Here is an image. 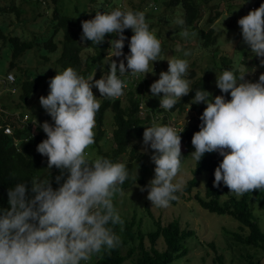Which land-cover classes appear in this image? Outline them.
Masks as SVG:
<instances>
[{"label": "clouds", "instance_id": "clouds-1", "mask_svg": "<svg viewBox=\"0 0 264 264\" xmlns=\"http://www.w3.org/2000/svg\"><path fill=\"white\" fill-rule=\"evenodd\" d=\"M175 23L183 27L185 20L178 17ZM81 25V40L96 46L108 34L118 37L109 41L108 74L100 79H94V75L85 79L68 67L50 79L49 94L39 98L54 122H33L47 136L37 145V152L47 157L49 176L33 177L30 189L28 182H18L8 189L10 207L0 209V264H81L121 244L114 226H122L124 221L113 198L117 193L124 194L121 186L125 181L136 184L138 169L130 173L123 162L88 154L96 142L95 117L101 108L92 89L97 88L100 97H121L127 87L121 77L126 73L132 77L143 74L144 78L155 74L153 62L164 60L162 45L150 31L143 11L119 7L110 12L97 11L93 19ZM238 25L243 43L264 67V3L240 18ZM126 29L133 32L128 45L130 54L125 57L127 65L124 60L118 64L112 59L124 56ZM180 34L188 37L189 31L184 29ZM189 55L190 51H184V56ZM167 61L168 70L160 72L159 79L150 85V93H162L160 108L171 110L192 89L187 79L188 60ZM248 69L240 64L216 77V87L230 94V100L225 95L213 96L197 89L191 101L206 104L199 117L200 130L191 140L195 149L192 159L198 163L205 153H219L223 160L215 169L213 187L219 188L223 182L237 198L264 190V73L252 82L246 76L256 68ZM181 132L155 122L143 132L142 151L153 150L150 159L155 165L154 178L145 186L136 185L141 192H148L147 199L157 208H168L172 201H178L177 193H183L187 183L180 176ZM53 167L59 170L55 176L59 187L55 189L50 178Z\"/></svg>", "mask_w": 264, "mask_h": 264}, {"label": "rangeland", "instance_id": "rangeland-1", "mask_svg": "<svg viewBox=\"0 0 264 264\" xmlns=\"http://www.w3.org/2000/svg\"><path fill=\"white\" fill-rule=\"evenodd\" d=\"M41 1L43 4H40ZM168 1L170 0H0V7L10 11L7 17L2 18V21H5L7 24L5 33L12 36L18 35L28 40H34L37 36L38 38L36 39L40 43V45H37L33 50L28 51L22 56V71L24 74L17 70L10 73L15 78L13 83L7 81V77L10 75L7 74V70L10 68L12 60L11 50L7 47L8 45L4 46L0 43V63L1 61L3 62V64H0V122L6 121L13 114L24 113L34 121L36 119L40 124L45 121L54 124L51 117H48L46 111L41 107L39 98L41 96L46 97L49 94L50 79L57 73H60L57 60L61 55L62 46L59 45L57 53L50 54V51L43 45V41L51 37H55L57 44L61 43L62 39H64L61 30L57 36L55 35L51 23L56 5L59 6L63 15L70 17H92L93 15L95 16L97 11L110 12L117 7L123 10L145 12L146 22L149 24L150 31H153L157 39L161 41V58L164 60L153 62L155 74H146V78L143 77V74L132 77L130 73H126L124 76L127 80V87L135 85L134 81H138V84H140L145 79L146 87H144L146 89L144 88L145 94L140 106L141 112L139 115L142 118L148 115H156L155 120H161L165 115H169L173 120L177 119L181 125L182 123L188 125L191 123L193 125L198 123L199 117L206 108V104H191L192 100H189L183 113L179 109L171 112V110L163 108H161L163 112H158L160 110V99L163 94L152 96L150 85L159 79L160 72L168 70L167 60H188L190 67L187 79L190 80V88L196 80H202L213 96L225 95L226 100L231 99L230 94H223L216 87V77L221 75L224 70L235 69L240 64H245L249 68V71L255 67L256 71L246 76V79L252 82H256L259 75L264 73V67H261L259 63L260 58L252 56L248 46L243 43L241 28L238 25V20L246 16L251 10L256 9V4L263 0H198L202 4L203 16L198 26L190 28L186 27L185 24L181 27L175 23L178 17L184 19V12L181 6L177 9H168L165 6ZM10 8L18 11L20 17H18L16 11L13 12ZM103 9H107V11ZM217 12L220 13V17L215 23L209 24V19L215 16ZM184 29L189 31L188 37L181 36L180 33ZM210 29H213L217 35L216 43L213 46L205 47L198 36V32L199 30L209 31ZM130 31L132 32V30ZM127 42H130V38ZM109 48L110 44L107 47L105 58L92 65L88 76L94 75V79H98L100 74L102 76L107 75L109 71L107 65L109 62L108 53L111 52ZM186 50L190 51L191 55L184 56V51ZM123 53L126 56L124 51ZM96 54L97 52L94 49L82 51L81 57L84 68ZM124 56L119 58L112 57V59L116 60L118 64L119 60H124L125 65H127ZM227 60H230V62ZM27 72L31 77L34 76L32 79L38 81V83H41V79L39 78L41 74H44V76L40 91L32 97L28 104H24L20 99L21 87L13 88L12 84L16 83V74L21 73L23 80H25ZM191 72H195L194 76L191 75ZM92 91L94 96L101 102L103 97H100L98 89L93 87ZM126 104L124 102V105ZM161 123L157 122L156 124L161 125ZM114 128V114L109 110L105 115V129L107 131L106 137L108 142L105 143L106 146H103V148L106 152L113 148L112 132ZM134 145L138 146L135 171L138 169V176H143L145 182L148 184L154 178L155 165L150 159L153 150L149 148L146 153L142 151L144 148L143 137L133 139L130 150ZM87 151L92 158L99 156L98 149L92 146ZM185 152L186 148L181 142L182 167L180 176H183L188 182L193 177L192 172L195 168V160L192 159L191 153L187 155ZM129 157V153H127L124 159L125 162ZM47 172L42 173L41 179L47 178ZM207 178L208 173L204 172L199 177V186L193 190L192 194L185 195V197L178 200L177 205L171 204L168 208L152 206L151 202L147 199L148 192H141L140 187H137L139 184H133L132 187L124 191L122 196L119 193L114 196L117 211L128 219H132L136 215V220L141 223L142 230L145 233L156 229L154 219H160L164 225L174 220H179L183 228L194 231L195 234L186 241L188 255L183 259L175 261L173 264H246L247 255H251L255 261H261L264 264V252L262 250L243 246L232 235V233L247 234V231H240L241 224L239 222L229 216L212 214L203 209L196 201V195L205 196ZM177 179H179V176ZM229 196L237 198L233 193H229L221 197V202L228 200ZM250 204L255 218L264 232V211L257 205L255 196L252 197ZM149 211L154 217L149 214ZM211 244L215 245L216 250L211 247ZM147 245L149 246L148 243ZM158 248L160 250L165 248L163 241L159 242ZM126 253L127 250H124V254ZM219 257H222V262L217 261ZM88 264L93 263L90 262ZM126 264H137V258L129 260Z\"/></svg>", "mask_w": 264, "mask_h": 264}, {"label": "trees", "instance_id": "trees-1", "mask_svg": "<svg viewBox=\"0 0 264 264\" xmlns=\"http://www.w3.org/2000/svg\"><path fill=\"white\" fill-rule=\"evenodd\" d=\"M262 3H264V0L257 3L255 8H258ZM40 4H43V2L41 1ZM165 6H167L168 9H177L181 6L185 16V25L188 28L198 26L203 16L201 9L202 4H200L198 0H170ZM10 9L13 12L16 11L13 8ZM103 10L107 11V9ZM16 13L18 17H20V13L18 11H16ZM9 14V10L0 7V43L4 46L8 45L7 47L11 50L12 59L7 74L15 72L16 70L24 74L22 71V56L28 51L33 50L37 45H40V43L36 39L38 38L37 36L34 40H28L18 35L12 36L6 34L7 24L5 21H2V18L7 17ZM52 15V20H50L54 28V33L57 36L58 32L61 30L64 39L58 44L55 41V37L45 39L43 41L44 47L50 51V54H55L59 49V45H61L62 52L57 60L60 72L68 67H72L79 75L87 79L92 65L105 58L109 41L118 39V37L114 34H108L105 37V41L96 46L92 44L91 41L81 40L83 34L81 22L93 19L95 17L94 15L92 17H70L63 15L57 5L54 7ZM219 17L220 13L217 12L215 16L209 19V24L215 23ZM130 30L131 29H126L124 32V35L127 37L123 48L126 56L130 54L127 40L133 35V32ZM198 36L205 47L213 46L216 43L217 35L213 29L209 31L199 30ZM85 49H94L97 54L91 58L84 68L81 53ZM126 56H124V58ZM47 61H49V59H47ZM227 61L230 62V60ZM0 64H3V62L1 61ZM21 73L16 74V83L12 84V87H21L20 99L22 103L28 104L32 97L40 91L44 74H41L39 77L41 83H38V81L32 79L34 76L31 77L28 75V72L26 73L27 76L25 80H23ZM194 74L195 72H191L192 76H194ZM101 76L100 74L98 79H100ZM127 76L130 77L129 75ZM121 79L127 82L126 78L121 77ZM145 83V79L140 84H138V81H134L135 85L126 87L124 89V95L114 100L103 97L101 108L95 117L96 127L94 131L96 134V142L92 147L98 149L99 156L109 158L113 162L125 163L130 173L135 171V161L138 158V146L134 145L130 150L132 140L143 137L145 127L152 126L154 117L156 116L148 115L145 118L139 116L141 112L140 106L142 105L145 94ZM191 89L192 91L187 96L182 97L181 101L171 109V112H175L179 109L180 112L183 113L188 105V101L194 98L195 90L204 89L208 91L207 86L202 80H196L192 84ZM124 102L127 104L124 105ZM109 110L114 114L115 128L112 132L113 148L106 152L103 148V146H106L105 143L108 142L106 137L107 131L105 129V115ZM158 112H163V109L160 108ZM158 112L156 111V113ZM47 116L50 117L48 114ZM25 117H27L28 120L23 123V118ZM167 119V117L164 118L161 125H168ZM33 121L32 118L23 113L18 115L13 114L6 121L0 122V209H8L10 207L7 196L9 188L14 187L18 182H28L30 189V181L33 177L41 178L42 173L45 171H48L46 177L49 176L47 157L37 152V145L46 139L47 136L42 128L36 127L33 124ZM200 123L201 121L199 120L198 123L187 128L184 136L181 138V142L186 148L185 153L187 155L195 151L191 140L194 133L200 130ZM7 126L13 129L12 135L5 133ZM127 153H129L130 157L125 162L124 159ZM140 159L142 160V158ZM222 160L223 157L217 152L205 153L198 163L195 161V168L192 172L193 177L186 183L183 193H177V195L179 199H182L185 195L192 194L193 190L199 186L200 175L204 172L208 173L207 182L205 184V196L196 195V201L203 209L212 214L229 216L239 222L241 224L240 231H247V234L232 233L235 239L243 246L258 248L264 252V232L261 230L250 204L252 197L255 196L257 205L264 211V190L245 193L239 199L229 196L228 200L221 202V197L230 193L229 189L223 185V182H221L219 188L213 187L214 172ZM50 171V178L53 182L52 186L55 189L59 187L55 182V176L59 175V170L53 167ZM136 183L140 186L147 185L143 176H139ZM133 184L135 183L131 180L125 181L121 186L123 192L132 187ZM113 203L117 210L115 197L113 198ZM171 204L177 205L178 201H172ZM149 214L151 216L153 215L151 212ZM120 216L124 221L123 225L114 226V231L121 238L120 246L110 252L103 253L101 256L93 257L92 260L85 263L82 261V264H88L90 262L93 264H126L135 257L137 258V264H173L175 261L183 259L188 255L186 241L193 236L195 232L183 228L179 220H174L164 225L160 219H154L156 229L145 233L142 230L141 223L136 220V215H134L132 219H128L122 215ZM161 241L165 244L163 250L158 248V244ZM211 247L216 250L214 244H211ZM124 250H127L126 254H124ZM217 261L222 262V257H219ZM246 264L263 263L261 261H255L254 257L247 255Z\"/></svg>", "mask_w": 264, "mask_h": 264}, {"label": "built area", "instance_id": "built-area-1", "mask_svg": "<svg viewBox=\"0 0 264 264\" xmlns=\"http://www.w3.org/2000/svg\"><path fill=\"white\" fill-rule=\"evenodd\" d=\"M7 81L13 83V82L15 81L14 76H13L12 74L8 75V77H7ZM158 114H159V113H158ZM166 117L168 118V119H167V124H168L169 126L174 127V128L177 130L178 133L184 130L183 132L180 133L181 138L184 136V134H185V130H186L187 128H189V127L192 126L191 123H190V125H188V124L185 125V124H183V123H182V125H181V124L178 122L177 119H174V120H173L172 117L169 116V115H165L161 120H155V117H154V121H155L156 123H157V122H163L162 120H163L164 118H166ZM27 120H28L27 117L23 118V123L26 122ZM193 125H194V124H193ZM184 126H185V128H184ZM5 133L8 134V135H12V134H13V129H12L10 126H7V128L5 129Z\"/></svg>", "mask_w": 264, "mask_h": 264}]
</instances>
